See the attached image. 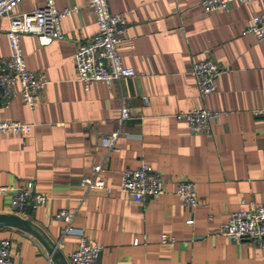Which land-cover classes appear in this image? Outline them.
<instances>
[{"label": "crops", "instance_id": "0c3cea01", "mask_svg": "<svg viewBox=\"0 0 264 264\" xmlns=\"http://www.w3.org/2000/svg\"><path fill=\"white\" fill-rule=\"evenodd\" d=\"M53 1L57 9L78 7L60 21L62 39L39 45L33 35L19 37L25 67L45 81L42 95L32 109L17 95L0 103V121L30 125L26 134L0 135V187L31 182L48 201L17 215L0 194V214L26 219L55 244L57 257L30 233L0 224L10 257L20 264H70L79 238L62 235L64 223L55 215L65 210L73 214L69 226L100 246L102 263L264 264V247L215 233L230 214L264 204V121L255 114L264 108V39L243 33L253 16L264 15V0L213 13L203 12L200 0H110L109 12L126 25L117 52L134 75L109 86L76 80L75 47L96 32L87 0ZM43 4L22 0L13 14ZM8 26L1 18L0 59L10 55ZM203 60L218 71L215 91L205 98L190 75L191 65ZM121 105L129 119L120 125ZM193 108L218 113L207 133H192L174 118ZM117 130L112 150L105 149L101 139ZM142 164L159 174L163 193L134 203L116 187L122 171ZM97 165L110 194L84 192L79 184ZM182 181L194 185L193 209L174 195Z\"/></svg>", "mask_w": 264, "mask_h": 264}, {"label": "built area", "instance_id": "2783aa9c", "mask_svg": "<svg viewBox=\"0 0 264 264\" xmlns=\"http://www.w3.org/2000/svg\"><path fill=\"white\" fill-rule=\"evenodd\" d=\"M22 0H0V19L5 17L9 26L6 39L10 50L7 58L0 59V103L6 105L14 96L29 109L34 106L35 98L41 96L45 81L40 74L31 72L25 67L21 52L19 37L33 35L39 45H47L53 40H61L63 35L60 21L78 12V7L72 5L57 9L53 0H44L43 6L29 13L13 14V9ZM110 0H87V7L94 16L96 32L84 42L75 47L74 68L76 80L84 86L90 82H102L109 86L113 82L130 78L134 75L132 69L124 67L117 52L118 45L124 39L126 25L123 17L112 14L108 10ZM257 0H200V7L205 13L226 10L232 3L247 4ZM243 33L255 39H264V15L253 16ZM218 74L216 66L210 60L193 63L190 68L197 92L205 98L216 88L215 79ZM17 85L18 91H14ZM143 100H145L143 98ZM264 121V108L255 111ZM218 113L205 108H193L175 113L174 118L184 121L192 133H207L210 124ZM129 119L125 106L119 108L118 122L121 125ZM30 131V125L15 121H0V135H21ZM120 131L117 130L101 139L102 146L112 150L113 143ZM102 167L97 165L91 169V175L81 177L79 184L84 192L101 191L110 194L113 189L106 187L97 176ZM116 191L126 195L132 202L139 203L146 196H158L163 193L162 181L157 172L148 165L142 164L135 170H124ZM0 194L6 196L8 209L23 215L27 208H36L46 204L48 197L33 190L31 182L19 187H0ZM174 195L180 204L193 209L197 205L194 185L190 181L176 184ZM55 217L64 223L62 235L73 233L78 236L76 247L69 254L70 264H106L98 260L100 246L89 243L81 229L70 227L73 214L60 210ZM191 224V221H186ZM215 233L224 235L232 241H247L253 246L264 247V204H251L248 209H241L229 217L216 229ZM166 236H161V241ZM11 242L0 239V264H20L10 257Z\"/></svg>", "mask_w": 264, "mask_h": 264}, {"label": "water", "instance_id": "95a60500", "mask_svg": "<svg viewBox=\"0 0 264 264\" xmlns=\"http://www.w3.org/2000/svg\"><path fill=\"white\" fill-rule=\"evenodd\" d=\"M0 224L30 233L41 242L50 255V258L55 259L57 257L55 244L47 240L42 233L36 231L26 219L16 215L0 214Z\"/></svg>", "mask_w": 264, "mask_h": 264}]
</instances>
